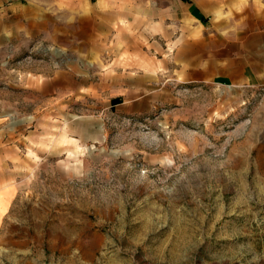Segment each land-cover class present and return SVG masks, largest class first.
<instances>
[{
    "label": "rangeland",
    "instance_id": "1",
    "mask_svg": "<svg viewBox=\"0 0 264 264\" xmlns=\"http://www.w3.org/2000/svg\"><path fill=\"white\" fill-rule=\"evenodd\" d=\"M177 6L0 0V264H264V85L110 108L122 42Z\"/></svg>",
    "mask_w": 264,
    "mask_h": 264
},
{
    "label": "crops",
    "instance_id": "2",
    "mask_svg": "<svg viewBox=\"0 0 264 264\" xmlns=\"http://www.w3.org/2000/svg\"><path fill=\"white\" fill-rule=\"evenodd\" d=\"M166 14L161 44L153 41L149 18L146 29L122 42L115 58L134 60L130 69L116 64L110 108L128 117L149 112L171 102L180 84L264 85V0H178ZM153 52L163 55L164 81L157 86Z\"/></svg>",
    "mask_w": 264,
    "mask_h": 264
}]
</instances>
